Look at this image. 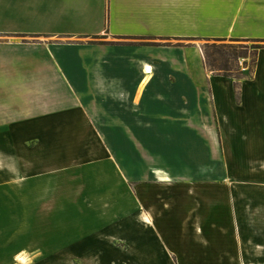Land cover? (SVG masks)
Returning <instances> with one entry per match:
<instances>
[{"label":"crops","instance_id":"1","mask_svg":"<svg viewBox=\"0 0 264 264\" xmlns=\"http://www.w3.org/2000/svg\"><path fill=\"white\" fill-rule=\"evenodd\" d=\"M0 11V182L13 180L17 231L62 258L36 264L75 250L88 264H264V47L236 81L206 70L193 43L264 41V0H0ZM169 39L180 44H111ZM108 139L127 142L128 167ZM109 160L93 181L109 191L74 200L97 206L72 217L67 173ZM88 214L125 223L72 242L71 221Z\"/></svg>","mask_w":264,"mask_h":264},{"label":"rangeland","instance_id":"2","mask_svg":"<svg viewBox=\"0 0 264 264\" xmlns=\"http://www.w3.org/2000/svg\"><path fill=\"white\" fill-rule=\"evenodd\" d=\"M1 12V11H0ZM25 40H22L24 39ZM1 39V37H0ZM19 41H28L27 37H19ZM30 39V38H29ZM37 39H43V41H50V38H44V37H38ZM1 41V40H0ZM39 41V40H38ZM178 40H165L162 41L161 44L155 43V42H145L144 40H129V42H124L121 40H117L112 42L111 44H130L133 46H140V45H150V46H158V45H167L171 46L174 44H180L178 43ZM198 43L202 49L203 56H204V68L215 75H220L218 72L219 69H224V65L227 64V69L230 71L228 75L232 76L236 81L242 80V79H249L252 77V74L254 72V66H255V53L259 49L258 47L264 46V41L261 40H254V39H208V40H194L193 43ZM91 43H104L99 41H94ZM186 42H184L183 45H185ZM213 46L217 47L216 49L213 48ZM225 47H232V49H228ZM236 52L237 54L245 53L246 57L244 58H236L233 53ZM222 76V75H221ZM9 78L0 77V101L4 100V92L6 85L4 84V81ZM25 78H12L13 81H17V83L21 84V80L24 81ZM29 78L25 79L27 81ZM237 91L236 96L237 99L239 97V85L237 84ZM22 93L24 92H18L14 93L12 96H17L15 98L16 101L22 100ZM99 128L103 129V133L108 132L109 133V126H100L98 124ZM107 127V128H106ZM106 128V129H105ZM106 136V135H105ZM110 136V135H107ZM9 143V142H8ZM18 149H24V147L27 148H33L37 144V142L28 140V141H14ZM81 143V142H80ZM89 143V142H88ZM97 143V142H93ZM104 147L106 146L108 151L113 148L114 153L118 152V162L119 165L128 167L127 155L125 152L130 149L128 147L127 142L123 141H115L112 139L105 140L103 142H100ZM141 143V142H140ZM24 145V147H23ZM109 155V153H108ZM110 157V155H109ZM108 157V158H109ZM8 159V158H7ZM103 166V168L99 166ZM107 165V166H106ZM74 166V165H72ZM107 167V168H106ZM110 169V160L105 163H87L78 166H74L70 170L68 175V181H70V197H71V211H72V217H74V213L77 211L76 208H80L86 211H89L91 213H94V209L97 206L96 203L93 202L92 205H87L85 201H83L82 205L79 206L73 205L76 201V199L82 198L84 200L85 197H92L94 198L96 195L104 193V191H109V188L107 190L100 188H96L93 184V181L101 180L102 176L105 173H108ZM102 174V175H101ZM110 172L108 173L109 176ZM7 178L4 182H0V200L5 201V204L0 205L1 208V214L4 212L8 219L7 221H1L0 222V254L2 256L3 264H20L15 263L14 258L19 254H24L30 261L29 264H36L37 261H39L42 258H45L51 262L53 260L62 259L61 256H55L51 259H49L50 256L56 254V252H42V248L38 245V243L34 240L31 241V238L29 236H22L20 233L25 232L29 233V231H17L18 228L21 227L20 219H17L18 216H16V206H15V188L13 180ZM36 181V180H34ZM33 181V182H34ZM10 182V183H9ZM45 182V181H43ZM134 183V182H131ZM151 183V182H150ZM123 192H126L125 189H121ZM25 194L27 196H35L36 192L35 190H32L28 188L27 190H24ZM40 192V190H39ZM110 193V192H108ZM127 193V192H126ZM121 195H124V200L126 199V194L121 193ZM4 198V199H3ZM94 200V199H93ZM108 200L113 201L114 204H109L111 208H116L118 205L117 211L120 214H123L126 212L127 209V202H123L122 200L119 201L116 204V200L114 196L110 197ZM96 201V200H95ZM53 205H51L52 207ZM100 207V205H98ZM18 212H20L19 209H17ZM93 215H89L84 218L80 217V219L83 220H72V234H71V240L72 242L77 241L80 237H85L87 234H92L93 231L100 229L101 227H104L103 225L107 226L110 225L113 226L114 224H123L125 222H116L111 220H105L100 221L93 218ZM24 224H29V221H23ZM114 227V226H113ZM125 247V245H123ZM61 254V253H60ZM59 254V255H60ZM62 255V254H61ZM69 261L67 264H88L85 263L83 259L85 257H89L90 253L86 251H72L69 254ZM83 257V258H82ZM66 259V258H65ZM28 264V263H27ZM56 264V263H54Z\"/></svg>","mask_w":264,"mask_h":264},{"label":"trees","instance_id":"3","mask_svg":"<svg viewBox=\"0 0 264 264\" xmlns=\"http://www.w3.org/2000/svg\"><path fill=\"white\" fill-rule=\"evenodd\" d=\"M264 47V46H263ZM263 47H258L259 49H261V48H263ZM213 48H217V47H215V46H213ZM225 48H228V49H232V47H225ZM258 49V50H259ZM233 50V49H232ZM258 50H257V52H258ZM257 52L255 53V58H256V55H257ZM233 55L236 57V58H244V57H246V54L245 53H242V54H237L236 52H234L233 53ZM256 60V59H255ZM225 67H224V69H219L218 70V72L220 73V75H222V76H224V77H232V76H230V75H228V73L230 72L228 69H227V64H225L224 65ZM236 91L238 90L237 89V84H236Z\"/></svg>","mask_w":264,"mask_h":264},{"label":"bare ground","instance_id":"4","mask_svg":"<svg viewBox=\"0 0 264 264\" xmlns=\"http://www.w3.org/2000/svg\"><path fill=\"white\" fill-rule=\"evenodd\" d=\"M23 261V260H22Z\"/></svg>","mask_w":264,"mask_h":264}]
</instances>
